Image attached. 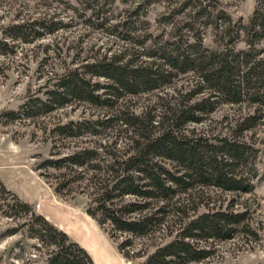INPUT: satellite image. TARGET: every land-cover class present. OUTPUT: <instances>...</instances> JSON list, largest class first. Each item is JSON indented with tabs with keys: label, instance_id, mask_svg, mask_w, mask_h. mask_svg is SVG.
Here are the masks:
<instances>
[{
	"label": "trees",
	"instance_id": "obj_1",
	"mask_svg": "<svg viewBox=\"0 0 264 264\" xmlns=\"http://www.w3.org/2000/svg\"><path fill=\"white\" fill-rule=\"evenodd\" d=\"M88 1L84 8L88 26L99 19L114 29L127 24L120 20L110 24L106 0L101 5ZM141 5L138 1L135 14ZM232 22L230 17L223 21L228 41L215 48L205 46L198 34L176 35L173 30L149 45L147 38L138 43L146 60L133 59L134 52L108 49L65 67L48 79L41 97L29 99L21 108L25 112L39 108L25 113L36 116L84 102L111 113L57 124L59 135L100 136L114 124L130 133L127 148L116 147L117 139L107 138L98 146L87 143L44 162L45 168L74 174L69 181L50 185L55 196H65L64 188L72 194L76 184L89 199L85 212L101 228L108 224V236L113 240L116 234L128 236L117 244L127 261L142 257L136 264L202 262L214 255L216 243L251 232L248 212L237 207L234 195L250 193L258 174V148L250 135L264 123V0H256L247 22ZM64 26L62 20L47 17L9 24L0 38V54L11 51L14 41L32 43ZM186 28L187 34L194 30ZM117 36L133 41L130 34ZM240 41L245 47L238 49ZM181 75L188 77L176 86ZM99 78L102 82L94 80ZM149 93L153 97L138 111L118 106L112 113L120 100ZM222 105L237 110L217 118ZM0 201L3 215L16 219L4 236L21 232L35 239L47 250L48 264H93L83 247L1 182ZM135 239L146 242L137 247Z\"/></svg>",
	"mask_w": 264,
	"mask_h": 264
},
{
	"label": "rangeland",
	"instance_id": "obj_2",
	"mask_svg": "<svg viewBox=\"0 0 264 264\" xmlns=\"http://www.w3.org/2000/svg\"><path fill=\"white\" fill-rule=\"evenodd\" d=\"M98 5L105 0H97ZM142 2L137 14L133 12L137 2ZM104 6L110 24L124 21V28L114 29L102 20H95L93 26L87 24L85 6L88 0H0V38L9 24L18 21H31L39 17L62 20L64 27L51 34H45L32 43L8 42L11 51L0 54V182L21 199L29 202L35 212L45 216L56 227L69 234L77 242L89 247L95 259L94 264H120L116 244L124 241L126 234H116L115 240H107L101 235H87L83 213L89 201L86 194L74 184V192L67 194L68 188L61 189L65 194L59 198L53 194L50 185H60L74 175L69 169L45 168L49 159H60L68 152L82 145L92 143L98 146L103 139L110 142L117 139L116 147H126L130 133L124 127L114 124L100 136L65 137L54 129L57 124L78 120L84 116L95 117L111 110L100 109L84 102H72L63 107H53L50 112L36 116L39 108L22 111L29 99L41 97L48 79L61 73L65 67L92 59L110 49L111 52H134L133 59L146 60L138 43L148 39L159 40L169 37L171 31L176 35L198 34L209 48L217 43L228 41L222 32L223 21L230 17L234 24L238 20L247 22L256 0H106ZM183 9H185L183 11ZM105 18V17H104ZM194 27L189 34L186 27ZM116 31V35L109 31ZM132 42L121 40L117 35H128ZM150 39V40H149ZM264 47V43L262 44ZM243 41L237 48H244ZM264 54V51H263ZM179 76L178 86L187 79ZM102 82V78L94 79ZM170 88V87H169ZM153 97V93L140 94L120 100L118 106L141 109ZM237 107L222 105L215 117L223 112L236 111ZM15 115L16 119H12ZM250 137L258 148V174L252 179L253 190L246 194L234 195L237 207L248 212V227L251 232H239L234 238L216 243L212 257L191 264H264V123L252 131ZM86 183V180H83ZM78 185V184H77ZM83 186V183L80 185ZM72 187V186H70ZM87 193V192H86ZM230 195V194H229ZM226 195H223V198ZM0 201V264H48L47 250L38 247L37 241L21 232L4 236L6 229L15 226V217L2 213ZM106 233L108 224L102 228ZM108 234V233H107ZM68 235V236H69ZM146 241L135 239L137 247ZM136 264L143 258L127 261Z\"/></svg>",
	"mask_w": 264,
	"mask_h": 264
},
{
	"label": "crops",
	"instance_id": "obj_3",
	"mask_svg": "<svg viewBox=\"0 0 264 264\" xmlns=\"http://www.w3.org/2000/svg\"><path fill=\"white\" fill-rule=\"evenodd\" d=\"M83 220L85 221V225H86V229L84 230L85 237H87V235H89V237L92 238L93 235H101L102 237L106 238L108 241L111 240L110 237L108 236V234L86 212L83 213ZM69 238L74 242L78 241L77 239H76L77 241L74 240V238H72L70 235H69ZM77 243L87 251V253L91 256V258L93 260V264H94L95 259H94L93 255L91 254L89 247L85 244V242L79 241ZM113 243H115V242H113ZM115 245H116V251H117L119 263L124 264V262L121 260V254L119 253V251L117 249V244L115 243Z\"/></svg>",
	"mask_w": 264,
	"mask_h": 264
}]
</instances>
